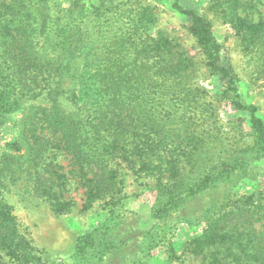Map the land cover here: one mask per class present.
Here are the masks:
<instances>
[{
	"label": "trees",
	"instance_id": "trees-1",
	"mask_svg": "<svg viewBox=\"0 0 264 264\" xmlns=\"http://www.w3.org/2000/svg\"><path fill=\"white\" fill-rule=\"evenodd\" d=\"M60 1L0 2V128L22 105L45 102L31 106L14 141L0 146V264L41 263L3 193L22 183L61 215L74 205L64 197L70 178L83 189V210L105 199L111 209L61 264H148L158 248L172 263L170 236L180 222L201 229L182 243L199 264H264V189L236 190L248 182H258V190L264 181L257 164L264 159V121L243 98L208 19L170 0L217 80L214 97L184 82L191 60L152 32L149 4L101 0L86 9L79 0L67 7ZM263 5L210 0L208 6L256 59L262 78L264 19L256 13ZM64 100L72 105L67 110L59 104ZM215 103L244 114L224 131ZM55 152L65 155L66 167ZM126 172L155 178L147 189L154 198L148 230L119 215Z\"/></svg>",
	"mask_w": 264,
	"mask_h": 264
},
{
	"label": "rangeland",
	"instance_id": "rangeland-1",
	"mask_svg": "<svg viewBox=\"0 0 264 264\" xmlns=\"http://www.w3.org/2000/svg\"><path fill=\"white\" fill-rule=\"evenodd\" d=\"M99 1L101 0H79V3L89 9L93 2L97 3ZM110 1L128 2L127 0ZM131 1L143 2L153 7L156 22L152 32H157L171 39L172 44L176 45L175 52H183L186 57L190 58L192 65L185 73L184 82L192 87H199L214 97L219 91L217 80L208 74L199 47L184 27V20L170 7V0ZM178 1L183 7L196 9L208 19L213 28L214 36L223 48V56L240 80V91L243 98L256 107L257 113L264 121V78H262L263 74H261L260 69L255 66L257 63L256 59L244 51L230 26L225 24L214 11L208 8L210 0ZM104 2H109V0H104ZM60 3L62 7H67L69 0H61ZM256 17L264 19V5L259 7ZM69 21L70 19L67 18L64 11L61 23L65 28L70 24ZM41 44L42 42H38V49ZM59 104L64 110L72 106L67 100ZM34 105H45V102L39 100L31 104L22 105V108L24 107L23 111L20 109L21 112L11 114L8 117L6 123L0 128V146L2 148L14 141L17 134L16 125L21 122L23 115ZM214 106L216 117L218 116L224 131H227L228 127H230L229 123L231 120L238 115L244 114L231 112L228 107L224 108L216 103ZM240 133L245 135L244 130H240ZM53 156L54 160L61 166H67L65 155L55 152ZM257 164L262 168V173H264V159ZM114 167L121 173L125 172V169L121 168V166L119 167L115 164ZM129 173L125 177L126 180L122 189V194L126 198L121 205L119 215L125 218L124 221L128 226H131L132 222L135 221L137 230L145 231L149 229L152 221L151 206L154 200L153 195L147 189L149 185L152 186L154 184L155 178L144 175H140L137 178ZM252 183H244L239 190H236L241 195L252 192L257 194L264 189V181L259 183L258 190L255 187L258 182L255 185ZM22 187V183L10 186L3 193V196L12 206V215L15 216L20 230L26 234L34 247V251L40 257V264H61L62 262H67L77 239L91 228L99 226L109 217L108 211L111 209L109 199L95 200L91 208L82 209L84 200L83 189L78 187L75 179L70 178L68 180L64 192V197L71 200L74 205L69 212L61 215L53 214L44 201L24 192ZM200 230L199 227H190L182 222L178 223L170 236L177 252L174 261L170 263L163 251L158 248L148 264H199L198 258L184 250L182 243L199 233Z\"/></svg>",
	"mask_w": 264,
	"mask_h": 264
}]
</instances>
